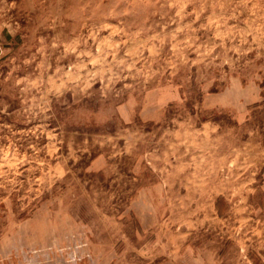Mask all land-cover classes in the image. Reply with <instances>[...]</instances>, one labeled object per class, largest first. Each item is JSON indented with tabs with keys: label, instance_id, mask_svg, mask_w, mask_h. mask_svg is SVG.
Instances as JSON below:
<instances>
[{
	"label": "rangeland",
	"instance_id": "rangeland-1",
	"mask_svg": "<svg viewBox=\"0 0 264 264\" xmlns=\"http://www.w3.org/2000/svg\"><path fill=\"white\" fill-rule=\"evenodd\" d=\"M0 264H264V0H0Z\"/></svg>",
	"mask_w": 264,
	"mask_h": 264
}]
</instances>
